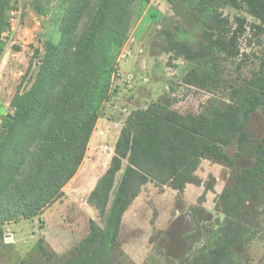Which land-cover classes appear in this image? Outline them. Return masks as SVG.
<instances>
[{
	"label": "trees",
	"instance_id": "trees-1",
	"mask_svg": "<svg viewBox=\"0 0 264 264\" xmlns=\"http://www.w3.org/2000/svg\"><path fill=\"white\" fill-rule=\"evenodd\" d=\"M136 1L80 0V11L90 13L81 32L71 34L62 27L57 44L42 42L36 77L27 90L14 95V113L0 131V222L33 217L64 194L63 187L78 170L108 98ZM10 2L0 0V34L9 29ZM226 6L260 21L251 24L262 33L257 70L245 83L231 88L230 102L224 107L180 114L171 109L173 99L163 95L132 110L121 126L108 167L87 197L100 216L106 215L105 227L90 219L89 232L78 245L81 251L48 264H120L111 256L118 248L121 220L143 185L153 182L181 192L187 184L200 185L195 172L202 159L233 164L224 147L233 140L243 147L251 114L264 106V0H194L192 10L205 16L204 43L197 49L179 40L171 29L161 32L170 58L212 65V74L202 76L194 67L182 79L205 89L217 83L220 60L234 55L230 49L234 34L245 28L243 17L231 20L223 15ZM262 174L264 138L254 161L220 193L226 215L223 230L211 254L194 264L231 263L235 246L252 226L250 212L240 206L260 194ZM41 250L47 254L42 245Z\"/></svg>",
	"mask_w": 264,
	"mask_h": 264
},
{
	"label": "rangeland",
	"instance_id": "rangeland-1",
	"mask_svg": "<svg viewBox=\"0 0 264 264\" xmlns=\"http://www.w3.org/2000/svg\"><path fill=\"white\" fill-rule=\"evenodd\" d=\"M193 1L134 3L132 24L117 55L108 98L99 110L78 170L64 185V194L41 212L0 222V264L61 262L81 251L78 245L89 232L90 219L105 227L106 215L100 216L87 197L108 167L121 126L132 110L163 95L173 99L171 109L180 114H198L213 105L224 107L230 102L231 88L245 83L257 70L262 33L251 24L260 21L244 10L226 6L223 15L246 21L245 28L234 34L230 48L234 55L220 60L215 85L200 89L182 82L194 67L202 76L214 73L209 63L170 58L164 51L162 29L173 30L194 49L204 43L205 16L192 10ZM79 6L80 0H11L9 29L0 34V131L9 123L7 116L14 113L12 98L27 90L36 77L42 42L57 44L62 27L71 34L84 28L90 13L81 12ZM244 130L248 141L241 149L236 140L224 147L232 165L210 158L200 161L195 172L200 185L187 184L181 192L153 182L143 185L122 217L118 248L111 258L120 264H194L210 255L226 217L220 193L233 184L238 171L254 161L264 138V106L251 114ZM260 188L258 196L240 206L250 212L252 226L235 246L230 264H264V174ZM113 195L114 191L111 200Z\"/></svg>",
	"mask_w": 264,
	"mask_h": 264
}]
</instances>
